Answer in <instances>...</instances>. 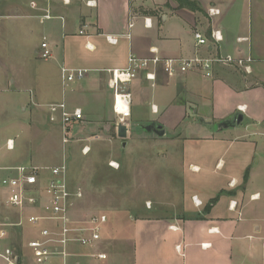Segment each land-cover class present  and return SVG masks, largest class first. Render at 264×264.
<instances>
[{
	"label": "crops",
	"instance_id": "crops-1",
	"mask_svg": "<svg viewBox=\"0 0 264 264\" xmlns=\"http://www.w3.org/2000/svg\"><path fill=\"white\" fill-rule=\"evenodd\" d=\"M190 1L200 4L201 11L181 8L175 0H0L3 43L13 41V32L18 29L22 32L24 46L33 36L41 34V44L48 42L54 53L51 60L44 61L39 56L41 45H37L31 59L32 69L36 71L30 77L31 83H26V76L14 78L11 74L5 78L9 86L2 83L1 91L11 92L14 87L16 91H26L41 110L46 108L47 114L48 106L62 102L70 110L80 108L84 120L71 128L74 132L86 122L98 125L111 118L117 121L107 71L125 68L131 54L145 59L252 57L251 74L234 66L216 65L212 78L196 70L169 79L159 68L155 82L140 74L129 85L133 101L127 137L133 128H144L154 122L161 124L165 130L163 137L172 135L180 143L182 166L187 172L183 180L182 213L168 221L130 218L132 224H129L127 237L132 242V250L120 252L119 264H155V259L163 256L164 260L173 248L176 255L188 258L186 264H264V185L252 190L258 170L254 165L259 164L258 159L262 162L259 170L264 174V0ZM88 2L93 5L89 6ZM212 7L219 9L220 15L211 17L209 9ZM146 19L151 26L145 24ZM214 29L222 31L223 41L219 44L211 41ZM81 31L85 35H81ZM197 31L209 40L207 46L196 47L194 32ZM107 36L118 37L119 43L110 44ZM50 61L54 62L50 66H56L64 90L56 99L43 97L46 93L55 94L51 86L55 78L48 68H43ZM62 67L87 71L71 92L77 107H70L65 100V89L70 84L63 85ZM237 113L244 116L240 125L216 130L217 125ZM115 127L117 130V122ZM187 128L198 133L186 136ZM16 150L14 141V149L8 151ZM20 160L18 157L1 159L0 168L27 166ZM247 170L249 178L245 182ZM189 173L193 179L187 177ZM15 174L0 171L1 178ZM68 184L72 191L78 189ZM191 188L195 191L192 194ZM218 195V202L212 205L211 201ZM195 196L202 202L200 207L193 202ZM209 205V212H203ZM74 210L72 218H82L75 215ZM0 212L13 224L21 217L26 220L42 213L41 209L32 207L22 214L14 209L3 211L1 204ZM191 213L202 214L203 218L183 219ZM43 226L52 225L24 223L8 227L9 237L1 246L12 247L20 261L32 264L27 244L40 236ZM119 228L122 230V226ZM99 243L88 248L73 246L70 264H106L109 256L96 251ZM177 246H181L180 252ZM96 253L106 254L107 260L92 257ZM168 264L182 263L171 258Z\"/></svg>",
	"mask_w": 264,
	"mask_h": 264
},
{
	"label": "rangeland",
	"instance_id": "rangeland-1",
	"mask_svg": "<svg viewBox=\"0 0 264 264\" xmlns=\"http://www.w3.org/2000/svg\"><path fill=\"white\" fill-rule=\"evenodd\" d=\"M39 37L41 34L33 36L27 46L22 44V32L18 29L13 32V41L3 43V38H0V161L18 157L19 160L22 158L20 161L24 165L43 168H54L66 162L68 183L83 190V198L75 200V215L83 218L102 213L108 216L109 222L96 251L108 254L106 264H119L120 252L132 250V242L127 237L129 224H132L130 218L168 221L182 213L183 180L187 171L182 166L181 145L172 135L159 138L146 133L143 127L133 128L131 135L120 139L115 118L98 125L86 122L71 131L67 136L68 143H64L61 128L49 120L46 108L41 110L28 92L16 91L15 87L11 92L1 91L2 83L9 86L5 78L11 74L14 78L26 76L25 82L29 84L30 77L36 72L32 69L31 59L36 46L41 45ZM50 64L54 62L46 63L43 68H48L55 78L51 82L55 94L46 93L43 97L56 99L64 90L56 66ZM78 82L65 89V100L70 107L78 106L71 93ZM197 133V130L187 128L184 135L195 136ZM8 139L15 141L16 151L6 150ZM87 146L90 151L85 153ZM258 160L259 164L254 165L258 170L253 179V191L264 185V174L259 170L262 162ZM188 176L189 179L194 178L191 174ZM192 189L191 194L195 192ZM4 199L5 196L0 194L3 211L6 210ZM163 242L166 243V239ZM162 258L155 259L154 263L168 264L171 258H175L177 262L186 264L188 260L176 255L174 248L169 249L164 260Z\"/></svg>",
	"mask_w": 264,
	"mask_h": 264
},
{
	"label": "built area",
	"instance_id": "built-area-1",
	"mask_svg": "<svg viewBox=\"0 0 264 264\" xmlns=\"http://www.w3.org/2000/svg\"><path fill=\"white\" fill-rule=\"evenodd\" d=\"M92 6V2H88ZM211 17L220 15V10L210 8ZM48 17V16H46ZM147 26H151L149 19L145 20ZM133 25L130 24L131 28ZM85 35L84 31L80 32ZM128 38L131 36L128 34ZM196 47L207 46L209 40L200 32H194ZM107 41L112 45L119 43L118 37L107 36ZM211 41L219 44L223 41L222 31L214 29L211 33ZM90 48V45H87ZM40 58L49 61L53 58V51L48 42L41 44ZM252 57H234L231 55L205 58L196 56L189 59H162L138 58L130 55L127 66L123 69L108 70L110 75L109 87L114 93L113 110L117 116V126L127 122L131 118L132 94L129 85L135 81L140 74L149 81H156L157 70L160 68L169 78L174 79L190 71H200L206 78H212L213 69L216 65L234 66L246 74L252 73ZM87 71L83 69L61 68L64 87L76 81H82ZM155 109V108H153ZM49 120L58 124L63 132V142L68 143V134L71 128L84 120V113L80 108L70 110L65 102L48 106ZM129 127V126H128ZM6 148L14 149V141L8 140ZM90 148H84L88 153ZM1 170L15 172V175L0 178V193L5 196L3 206L6 209L19 210L22 214L27 208L41 209L39 215L29 216L26 220L21 217L17 223H10L9 219L0 212V264H24L20 261L15 249L10 246H1L7 240L9 233L7 228L23 226L24 223L31 226L51 224L40 229V236L28 242L27 247L31 251L32 264H70L74 256L71 252L73 246L84 248L96 246L102 240L103 227L108 223L107 215L99 213L87 215L80 220L71 216L76 199L83 198V190L78 188L72 191L67 180L68 166L66 162L54 168H43L38 166H18L15 168H0ZM196 207L202 202L197 196L193 197ZM1 204V203H0ZM180 252L181 246H177ZM92 257L98 260H107L104 253H96ZM55 260H58L56 262Z\"/></svg>",
	"mask_w": 264,
	"mask_h": 264
},
{
	"label": "water",
	"instance_id": "water-1",
	"mask_svg": "<svg viewBox=\"0 0 264 264\" xmlns=\"http://www.w3.org/2000/svg\"><path fill=\"white\" fill-rule=\"evenodd\" d=\"M244 116L241 113H237L233 116L230 120H226L221 122L219 125L216 126V130H226L230 128H235L236 126L240 125L243 122ZM144 131L147 133L156 134L158 137H163L165 135V130L163 126L159 123H152L148 126L144 127ZM129 129L127 122L121 123L117 127L118 137L120 139H126L128 135ZM126 146V143H123V147Z\"/></svg>",
	"mask_w": 264,
	"mask_h": 264
},
{
	"label": "trees",
	"instance_id": "trees-1",
	"mask_svg": "<svg viewBox=\"0 0 264 264\" xmlns=\"http://www.w3.org/2000/svg\"><path fill=\"white\" fill-rule=\"evenodd\" d=\"M179 3V6L181 8H188L190 10L193 11H201V6L200 4H198L196 1H190V0H175ZM249 178V170H247L246 174H245V182L248 181ZM222 194V192L220 193V195ZM220 195H218V197H216L214 200L211 201V204L214 205L215 203L218 202ZM211 205H209L207 208H205V211L208 213V209H210ZM203 218L202 214L199 213H191L190 215L184 216L183 219H195V220H201Z\"/></svg>",
	"mask_w": 264,
	"mask_h": 264
}]
</instances>
